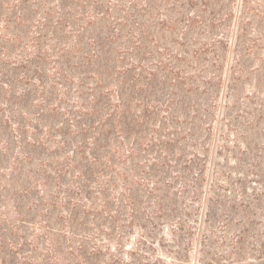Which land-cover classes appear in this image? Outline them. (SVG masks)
I'll list each match as a JSON object with an SVG mask.
<instances>
[{"label": "rangeland", "instance_id": "374dc122", "mask_svg": "<svg viewBox=\"0 0 264 264\" xmlns=\"http://www.w3.org/2000/svg\"><path fill=\"white\" fill-rule=\"evenodd\" d=\"M0 264H264V0H0Z\"/></svg>", "mask_w": 264, "mask_h": 264}]
</instances>
